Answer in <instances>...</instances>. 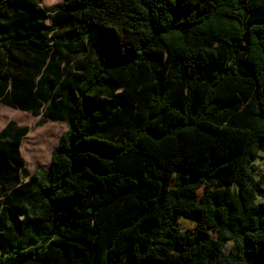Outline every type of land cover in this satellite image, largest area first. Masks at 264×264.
<instances>
[{
    "label": "trees",
    "instance_id": "obj_1",
    "mask_svg": "<svg viewBox=\"0 0 264 264\" xmlns=\"http://www.w3.org/2000/svg\"><path fill=\"white\" fill-rule=\"evenodd\" d=\"M44 1L0 0V104L68 130L33 194L0 131V264H264V0Z\"/></svg>",
    "mask_w": 264,
    "mask_h": 264
},
{
    "label": "rangeland",
    "instance_id": "obj_2",
    "mask_svg": "<svg viewBox=\"0 0 264 264\" xmlns=\"http://www.w3.org/2000/svg\"><path fill=\"white\" fill-rule=\"evenodd\" d=\"M64 0H45L43 6L46 8L56 7L62 4ZM51 24L50 22H48ZM41 117H33L32 115L17 111L0 104V130L3 129L9 121H15L20 126L29 127V133L24 137L21 152L26 163V168L22 172L23 183L30 186L29 194L36 191L37 184L41 179V175L49 173L52 151L57 147L62 135L67 132L66 122H48L44 126H40ZM258 166L264 173V154L257 162ZM39 167V169H38ZM203 189L199 191L201 195ZM262 199V196H259ZM181 225L184 229L194 228L195 220L182 219Z\"/></svg>",
    "mask_w": 264,
    "mask_h": 264
},
{
    "label": "crops",
    "instance_id": "obj_3",
    "mask_svg": "<svg viewBox=\"0 0 264 264\" xmlns=\"http://www.w3.org/2000/svg\"><path fill=\"white\" fill-rule=\"evenodd\" d=\"M1 130H2V129H1ZM1 130H0V131H1Z\"/></svg>",
    "mask_w": 264,
    "mask_h": 264
}]
</instances>
